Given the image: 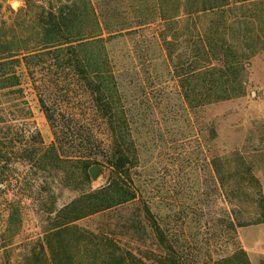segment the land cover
<instances>
[{"label":"trees","instance_id":"trees-1","mask_svg":"<svg viewBox=\"0 0 264 264\" xmlns=\"http://www.w3.org/2000/svg\"><path fill=\"white\" fill-rule=\"evenodd\" d=\"M261 51L264 0H0V105L26 85L38 86L55 139L44 153L41 149L34 154L48 160L54 170L61 169L64 186L79 191L61 208H46L49 226L22 259L13 261L23 206L9 195L23 196L35 187H21L17 179L11 186L12 169H0L6 264H186L137 174L138 113L131 85L137 78L146 80L151 91L142 92L139 99L141 103L151 100L154 91L162 92L164 66L183 103L202 107L244 95L247 66ZM65 86L68 99L59 104L57 89ZM81 98L89 103L80 126L84 151L77 157L70 151L75 117H70L74 114L69 106ZM3 120L0 113V124ZM100 149L106 165L96 161ZM13 150L0 135V162L9 166ZM61 163L77 168L63 169ZM93 164L108 169L99 188H94L89 173ZM244 171L253 193L248 194L240 183L219 181L217 185L227 204H234L232 198L238 194L240 199L248 194L255 205L252 215L240 218L230 210L222 220L233 239L238 227L264 222L262 187L252 169ZM215 173L220 175L218 169ZM55 190L48 192L54 195ZM129 206L133 210L125 212ZM98 218L104 220L100 226L79 224ZM148 236L157 248L142 249L141 241ZM212 264L252 263L235 242Z\"/></svg>","mask_w":264,"mask_h":264},{"label":"rangeland","instance_id":"rangeland-1","mask_svg":"<svg viewBox=\"0 0 264 264\" xmlns=\"http://www.w3.org/2000/svg\"><path fill=\"white\" fill-rule=\"evenodd\" d=\"M13 5L18 7L19 2ZM120 48L126 53L125 47ZM163 69L162 92L154 91L155 97L151 100L145 98L141 103L139 99L142 92L151 91L146 80L143 83L137 78L131 85L135 94L132 101L138 113L135 116L140 150L137 174L150 191L153 209L163 219L169 238L186 264H212L231 250L235 242L246 251L252 264H264V222L238 227L237 237L233 239L232 232L222 221L230 210L233 216L240 218L254 213L255 205L248 196L253 193L252 183L245 167L252 169L264 195V51L249 61L244 95L197 108L183 103L171 73L164 66ZM65 88L67 86L57 89L59 104L68 99ZM51 90L53 93L54 89ZM38 97V86L30 84L23 91L10 93L0 105V113L4 115L0 135L4 144L14 149L9 166L0 162V169H12L15 178L12 183L8 182L10 185H16L17 179L22 181L21 187L29 184L35 187L19 198L9 195V199H19L23 206L20 234L13 245V261L22 259L27 247L41 238L49 226L46 208L55 205L59 209L79 195L78 190L64 186L61 169L54 170L48 160H40V156L34 154L41 149L44 153L55 139ZM75 103L69 106L74 114L70 117H75L70 151L80 157L84 151L79 139L80 126L85 122L89 101L81 98ZM96 126L101 132L100 121H96ZM99 151L102 150H97L96 161L106 165ZM101 164L92 165L101 166L91 176L94 188L106 182L108 169ZM61 166L63 169L77 168L69 163H61ZM215 169L220 175H216ZM1 180L0 174V187ZM219 181L229 185L240 183L248 194L242 199L238 194L232 198L234 204H227L220 194L222 190L217 187ZM54 188V195L48 192ZM133 208L129 206L125 212ZM103 222L98 218L81 220L79 224L94 227ZM6 228L2 219L0 264H6L1 240ZM146 239V242L141 241L142 249L158 247L150 236Z\"/></svg>","mask_w":264,"mask_h":264},{"label":"water","instance_id":"water-1","mask_svg":"<svg viewBox=\"0 0 264 264\" xmlns=\"http://www.w3.org/2000/svg\"><path fill=\"white\" fill-rule=\"evenodd\" d=\"M100 167H101V166H99V165H94V166H92V167L89 169V173H90V175H91V176H94Z\"/></svg>","mask_w":264,"mask_h":264}]
</instances>
